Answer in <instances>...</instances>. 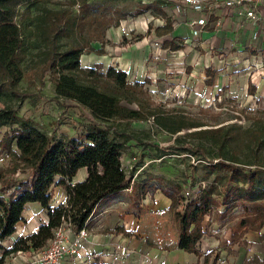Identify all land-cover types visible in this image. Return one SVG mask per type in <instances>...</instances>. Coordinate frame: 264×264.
I'll return each instance as SVG.
<instances>
[{
	"label": "trees",
	"instance_id": "16d2710c",
	"mask_svg": "<svg viewBox=\"0 0 264 264\" xmlns=\"http://www.w3.org/2000/svg\"><path fill=\"white\" fill-rule=\"evenodd\" d=\"M63 1L0 0V103L4 106L0 110V157L5 154L10 162L9 167H0V251L3 252L0 264H6L9 255L45 248L55 231L69 220V214L75 232L87 229L88 220L103 199L133 186L135 189L133 176L125 173L122 163L123 151L134 140L133 135L90 124L83 139L56 140L35 121L19 115L20 105L32 97L20 87L28 59L37 58L40 81L44 82L49 75L56 97L73 101L98 121L153 120L171 135L205 126L162 112L150 97L149 78L131 82L126 72L112 66L104 70L102 64L94 67L81 64L83 55L106 53L110 29L119 28L122 22L148 11L154 13L158 1L142 4L135 11L114 5L116 0ZM52 4L57 8L50 7ZM21 7L25 9L18 23ZM161 15L165 23L154 29L158 38L174 32L175 22L164 13ZM152 30L149 27L144 35H134L132 31V41L123 35L120 44L140 42L151 36ZM95 42L101 44V49L93 48ZM162 48L174 52L183 49L171 39H165ZM206 74L210 78L206 84L213 86L216 71L208 68ZM255 91L256 86L250 84V94L254 95ZM246 134L244 148L238 147L240 138L234 123L187 135L203 145H187L184 150L191 156L202 155L206 158L203 160H210L206 161V176L215 178V185L201 189L194 198L183 197L182 186L163 177L152 179L164 181L167 188L161 184L145 188V183L141 187L145 188L143 194L160 190L172 201L170 210L180 230L178 248L195 255L199 259L196 264H218L220 260L219 253L203 254L198 247L213 219L229 222L239 210L233 243L250 231L261 232L264 228V123L257 120ZM205 144L214 150L212 159L207 157ZM83 169H87L88 177L74 183L73 179ZM53 187L68 193L67 202L56 208L50 207ZM31 203H39L48 211V224L25 238H17L11 248H5L3 243L16 233L17 224L24 220L23 213ZM221 207L224 210L219 212ZM207 217L210 220L205 229ZM110 232L133 235L124 227Z\"/></svg>",
	"mask_w": 264,
	"mask_h": 264
},
{
	"label": "rangeland",
	"instance_id": "374dc122",
	"mask_svg": "<svg viewBox=\"0 0 264 264\" xmlns=\"http://www.w3.org/2000/svg\"><path fill=\"white\" fill-rule=\"evenodd\" d=\"M56 1L54 0V3H58ZM96 1L90 0V2ZM154 1H158L154 13L148 11L138 18H129L121 23L120 27L122 29H125L124 27L127 25L124 31L128 30L126 35L130 41H132L134 35L146 34L149 27H152L153 30L151 36L145 39L152 44V47H157L155 43L163 42L165 39H173L169 35L162 38L156 37L154 29L163 26L165 23V18L162 17L161 13H164L167 18H171L175 22L174 26L177 22H180V19H176L175 10L177 9L174 1L116 0L114 5L126 6L135 11L142 4H150ZM62 2L64 1L62 0ZM50 7L57 8L54 4ZM24 9L25 7H21L19 10L18 23L22 18ZM184 21L186 20L183 19ZM131 27L134 29L132 30L135 32L134 35L130 34L132 31L129 32L132 29ZM231 34L235 35L231 29L229 30L223 25L221 29L212 33L211 37L202 44L200 42L203 41L187 44L184 39L177 38V45L183 47V56L180 58V54H178L177 59H172L169 68L164 71L160 69L157 85H154L152 79H150V84L147 85L151 99L162 112L187 121L201 122L205 125L201 128L183 130L177 135H171L155 125L153 120L128 123L98 121L92 117L88 110L73 104L71 101L56 97L49 75L46 76L44 82L40 81V66L37 64V58L35 57L28 59L24 65L25 77L20 87L22 90L29 91L32 97L20 105L19 115L35 121L42 130L56 140L83 139L90 124H99L102 127L124 132L128 136L133 135L134 140L129 142L123 151V160L131 161L123 165L125 173L127 175L131 174L133 180L136 179L139 182V187H142L145 183V188L160 184L167 188L168 185L164 181L152 179L153 177H163L181 185L183 189L181 195L183 197L186 199L194 198L201 189L215 185V178H207L206 176L205 166L210 160H203L205 156L203 158L202 155L191 156L184 150L187 145H203L202 142L189 138L187 135L201 129H214L234 123L240 138L238 147L244 148L247 145L246 132L248 129L257 120L264 123V84H258L257 86L253 84L255 76L264 77L263 72L260 75L258 73L259 70L264 69V50H262L264 45L247 48L248 42H246V49L243 52L234 50L231 43L233 41L243 42L244 39L239 40L240 33L234 37L230 36ZM109 44L115 46L111 41L107 45ZM120 46L123 45L120 44ZM160 47H162L161 44ZM177 53L174 52V54ZM254 56H256V60L252 58ZM260 63L261 67L258 68ZM208 68L216 71L213 86L206 84V81L210 79L206 74ZM250 84L256 86L254 95L249 92ZM5 130L3 129L2 132H5ZM176 139L177 141H175ZM205 146L208 149L207 157L210 159L214 150L209 144H205ZM134 158H136L135 161H133ZM9 166V159L5 154H2L0 167L6 168ZM141 167L144 170H138ZM119 197L125 207L130 205L128 197L124 200V195ZM53 198L52 204L61 201L60 195L54 191V188ZM112 200L110 199L105 203ZM129 209H125L123 212L127 213ZM223 210V207L218 209L219 212ZM27 211L28 217H31V213L35 212L33 208H28ZM237 211L235 216L230 217L231 221L229 222H221L216 218L210 224L212 232H218L215 236L219 239H221V235L231 234L229 245L225 247V241L221 239L220 242L223 246L219 248L224 249L232 258V262L228 261V264H233V262L238 264H264V240H261V247L249 245L248 241L245 240L248 232L238 243H233V229L237 224L236 215L239 210ZM42 212L46 213L44 210ZM43 213L36 215L35 218L39 217L43 220ZM71 215L69 214V220L64 223V226L72 221ZM209 218L205 219L203 225L207 226ZM29 223V220H24V230H31ZM218 227L220 231H217ZM256 233L260 234L261 239L264 228L261 232ZM209 236H212L210 232ZM239 243L243 245H239ZM200 249H203V247H199ZM200 251L206 254L202 250ZM212 251L219 253V256L221 255V250L214 249ZM27 255L32 256L34 254L29 252ZM17 257L16 254L9 255L6 257L5 263L15 264L19 260Z\"/></svg>",
	"mask_w": 264,
	"mask_h": 264
},
{
	"label": "crops",
	"instance_id": "0c3cea01",
	"mask_svg": "<svg viewBox=\"0 0 264 264\" xmlns=\"http://www.w3.org/2000/svg\"><path fill=\"white\" fill-rule=\"evenodd\" d=\"M218 18L222 21L223 25L233 33L239 34L240 38L244 39L241 41H233L236 48L243 52L245 50V43L248 42L247 48H252L256 45H264V32L262 36L254 39V33L257 26L252 22L240 21L238 17L225 10H219L217 12ZM196 14L188 12V16L184 15L183 12L176 14V19H180V22L174 26V32L169 36L173 38L176 44V39H184L185 43L191 44L192 42H200L208 40L212 33L215 31H207L200 37L194 38L190 29L187 26V19L189 17H195ZM182 19V20H181ZM183 19L186 20L183 22ZM180 25L179 27H177ZM222 25V26H223ZM119 28H112L108 32V40L115 46L107 45L105 47L106 53L104 55H97L91 53L89 55H83L81 57V64L83 67H94L96 64H102L106 70L112 66L117 70H122L127 73L128 78L131 82H144L147 78L152 79L154 85L158 83V73L169 68L172 64V59H177V55L180 54V58L183 56V49L176 51L177 54L170 51L169 49H163L160 46L152 47V44L147 39L140 42L129 44L126 46H120L123 35L128 32ZM177 27V30H176ZM132 28V27H131ZM133 28L129 30L132 31ZM252 31V32H251ZM234 35V36H235ZM230 36L234 37L233 34ZM236 40V39H235ZM161 43V42H160ZM205 45V44H204ZM96 50L101 49V44L95 42L92 44ZM264 50V48L262 49ZM256 60V56L252 57ZM258 68L261 67V63L258 64ZM261 72L264 73V69L258 71L259 75ZM257 73V74H258ZM264 84V77L255 76L253 84ZM69 101V100H68ZM75 104L73 101H71ZM3 104L0 103V110L3 109ZM131 161L122 160L123 165L130 163ZM138 170H144L139 168ZM88 177L87 169L81 170L77 176L73 179L74 183H81ZM133 188L129 190L120 191L114 193L105 199H103L95 208L93 215L87 222V231L89 233V239L83 243L80 256L69 258L65 264H196L198 258L189 254L179 247L180 230L175 221L174 213L170 210L172 201L166 197L160 190L156 192H148L143 194L139 182L134 181ZM54 191L60 195L61 201L53 203L52 198L50 202L51 208H56L61 205L62 202L67 201L68 193L60 187H53ZM124 195V199H130L128 207L123 205L119 196ZM113 199L109 203H105L108 200ZM105 203V205H104ZM28 208H33L34 213H31V217H28ZM129 209L127 213L123 210ZM43 207L39 203H31L26 206V210L23 213V219L29 220L28 229L24 230V220L19 222L16 227V233L13 237L7 239L3 246L5 248H11L14 241L19 237H27L38 230L41 225L48 224L49 217L48 211L42 212ZM43 213V220L39 217L35 218L36 215ZM43 221V223H42ZM209 221V220H208ZM211 224V223H210ZM208 225V223L206 224ZM208 225V232L199 242L198 247H203L204 253L210 252L214 249L221 250V258L219 264L227 263L232 260L228 253L219 248L221 245L220 240L225 241L224 246L227 247L231 242V234L226 233L224 236L221 235V239L215 235L218 232H212L211 226ZM116 227H124L128 232L133 233L132 236H125L122 233H112ZM207 226L204 225L206 229ZM219 227L217 228V231ZM27 230V232H26ZM75 231V230H74ZM209 232L212 236H209ZM70 238H73V232L70 233ZM229 234V235H228ZM245 240L248 241L249 245H255L261 247L262 242L260 234L256 232H249L245 236ZM207 247V248H205ZM32 254L37 252L29 251ZM26 252V253H29ZM18 255V254H16ZM2 253L0 251V257ZM19 260L15 264H35V261L26 259V257L18 256ZM30 260V261H29ZM204 259L200 260L203 263ZM232 262V261H231ZM233 264H238L233 262Z\"/></svg>",
	"mask_w": 264,
	"mask_h": 264
},
{
	"label": "built area",
	"instance_id": "2783aa9c",
	"mask_svg": "<svg viewBox=\"0 0 264 264\" xmlns=\"http://www.w3.org/2000/svg\"><path fill=\"white\" fill-rule=\"evenodd\" d=\"M176 4V14L188 12L196 14L195 17L187 19V26L194 38L200 37L207 31H218L223 23L218 18L217 12L225 10L231 16L238 17L240 21L252 22L257 26L254 39L262 36L264 32V0H172ZM162 46L163 42L155 43V46ZM236 48L235 44H232ZM136 158L133 159L135 161ZM132 168V167H131ZM73 232V238L70 233ZM86 228L79 232L74 231L71 223L62 226L55 231L53 238L47 246L34 255L18 252L23 256L35 261V264H65L69 258L80 256L83 243L89 239Z\"/></svg>",
	"mask_w": 264,
	"mask_h": 264
}]
</instances>
